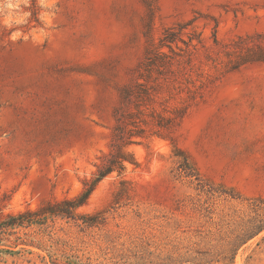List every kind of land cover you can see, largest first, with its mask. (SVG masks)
<instances>
[{
    "label": "rangeland",
    "instance_id": "1",
    "mask_svg": "<svg viewBox=\"0 0 264 264\" xmlns=\"http://www.w3.org/2000/svg\"><path fill=\"white\" fill-rule=\"evenodd\" d=\"M258 34L264 0H0V220L78 196L139 84L183 113L75 218L1 234L0 264H264V63L227 65Z\"/></svg>",
    "mask_w": 264,
    "mask_h": 264
},
{
    "label": "trees",
    "instance_id": "2",
    "mask_svg": "<svg viewBox=\"0 0 264 264\" xmlns=\"http://www.w3.org/2000/svg\"><path fill=\"white\" fill-rule=\"evenodd\" d=\"M189 25V24H186ZM178 32H167V36L161 40V47H168L170 51L176 54L171 45L181 41L186 46H191L194 38H189L186 42L179 38V34L184 33L185 26H180ZM257 38L259 41L254 42L252 39ZM250 39V43L249 40ZM264 34H258L252 38L239 40L243 46L240 50L235 52L236 58L229 60L227 65H230V71L238 70L241 66L253 63H264ZM217 43V40H215ZM190 43V45H189ZM201 43V42H200ZM238 44V43H237ZM246 46V47H245ZM231 52H227L229 57L232 56ZM234 54V53H233ZM155 58H149L146 62L149 67V71L156 72L160 76H164L165 73H173L171 68L173 66L172 57L165 52L159 51ZM142 77H144L142 75ZM146 82L147 79L143 78ZM159 87L162 85H158ZM138 91L128 92L126 99L128 106L121 107L115 110V125L111 131V142L109 145V151L100 157V163L97 165V171L94 177L86 181L83 191L72 199H64L61 201H48L37 212H25L17 215L9 214L5 219L0 220V235L6 234L8 229H16L30 226L33 224H42L48 216H59L67 218H75L76 211L87 205L91 195L97 188V186L109 175L118 173L122 176L127 170V164L138 166V162L135 159L134 154L129 150V147L136 144L134 138H147L149 135H158L154 131L155 127L169 130L175 123L177 118H182L183 113L180 111L178 116L164 117L156 112L154 108L150 113L146 112L149 102L154 101V95L151 90L145 84L138 85ZM150 118V120L147 119ZM148 134V136H147ZM127 182L123 181V188L117 194L121 196L127 194ZM82 219L85 223H91L94 218L83 216ZM92 219V220H91Z\"/></svg>",
    "mask_w": 264,
    "mask_h": 264
}]
</instances>
